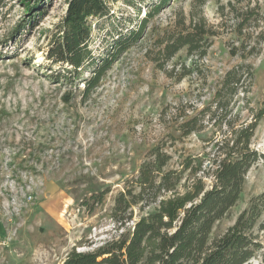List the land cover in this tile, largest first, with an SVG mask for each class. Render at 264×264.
Returning a JSON list of instances; mask_svg holds the SVG:
<instances>
[{
    "label": "rangeland",
    "instance_id": "374dc122",
    "mask_svg": "<svg viewBox=\"0 0 264 264\" xmlns=\"http://www.w3.org/2000/svg\"><path fill=\"white\" fill-rule=\"evenodd\" d=\"M230 1L235 3L211 0L203 8L207 24L219 33L205 56L183 49L158 63L160 40L178 29L182 16L188 25L191 11L192 0H168L97 87L84 94L94 67L75 80L68 74L58 81L61 66L46 58L66 15V0L42 2L32 18L25 4L35 7L37 0H1L0 264H63L72 250L94 252L131 231L156 205L133 206L132 219L131 210L118 215L125 218L121 225L115 219L118 196L156 148L171 156L165 170L181 169L188 156L213 153V141L227 131L224 124L220 128L206 115L202 130L188 136L181 126L214 105L226 73L243 63L252 65L254 79L247 94L241 89L235 94L227 119H252L250 109L257 110L264 100V22L250 31V44L259 53L246 60L242 51L233 56L231 49L240 48L244 39L235 31ZM241 1L238 8L259 4L264 16V0ZM159 3L144 1L138 14L122 2H111V22L92 19L90 49L96 63L108 56L111 33L137 29ZM252 148L264 154V118ZM263 192L264 159L248 172L240 200L216 223L212 238L231 227ZM261 236L264 241V232Z\"/></svg>",
    "mask_w": 264,
    "mask_h": 264
},
{
    "label": "trees",
    "instance_id": "16d2710c",
    "mask_svg": "<svg viewBox=\"0 0 264 264\" xmlns=\"http://www.w3.org/2000/svg\"><path fill=\"white\" fill-rule=\"evenodd\" d=\"M44 1L48 0H37L35 7L25 4L31 18L37 15L38 7ZM144 1L66 0V15L46 54L52 64L61 66L62 70L56 75L58 81L67 78L68 74L75 80L81 71L94 67L92 77L85 83L84 94L96 88L115 58L139 39L149 20L168 0H160L147 12L137 29L127 33H124V29L111 33L113 45L100 64L96 63L90 49L91 20L105 18L111 22L114 17L111 2H122L140 14L138 7ZM209 1L192 0L188 25L182 16L177 24L178 29L165 34L158 44L155 61L167 63L183 49L189 55L199 54L203 57L207 54L211 39L219 34L203 16V8ZM241 3V0L228 3L235 15V31L244 39L240 48L233 47L231 53L235 56L242 51L241 57L246 60L259 53L256 46L250 44V31L260 27L264 16L259 4L251 7L248 2L238 8ZM1 4L0 0V7ZM245 51H248L247 55ZM253 79L252 65L243 63L233 67L226 73L216 92L214 105L182 124L183 136L200 132V121L206 115L218 127L222 128L224 124L227 131L222 138L213 141V153L204 154L203 158L188 156L184 158L181 169L165 170L171 156L163 148H156L141 167L133 184L116 200L115 219L121 225L125 218L118 215L131 210L132 219L133 206L156 205L153 212L141 217L132 230L122 234L118 240L94 252L72 250L63 264H253L255 260H260L258 264H264V241L261 236L264 232V221L261 222L264 192L251 199L248 208L231 227L212 238L216 223L240 200L248 172L264 159V154L252 148L255 131L264 118V100L257 110L250 109L251 120L239 123L238 117L227 119L235 94L240 89L247 94ZM183 179L185 184H182Z\"/></svg>",
    "mask_w": 264,
    "mask_h": 264
}]
</instances>
